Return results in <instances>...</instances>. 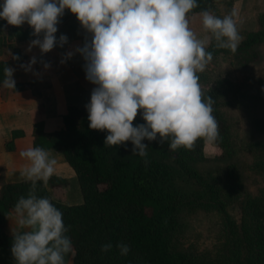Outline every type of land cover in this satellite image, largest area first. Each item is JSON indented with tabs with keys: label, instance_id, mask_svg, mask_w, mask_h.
<instances>
[{
	"label": "clouds",
	"instance_id": "1",
	"mask_svg": "<svg viewBox=\"0 0 264 264\" xmlns=\"http://www.w3.org/2000/svg\"><path fill=\"white\" fill-rule=\"evenodd\" d=\"M197 0H3L0 19L20 27L27 23L36 37L27 51L38 47L48 53L59 43L68 42L66 35L57 41V25L65 10H70L88 34L83 46L64 55L61 63L79 53L84 61L86 79L96 87L86 105L89 127L107 131L105 146L133 144L132 153L147 157L148 145L168 142L169 149L193 150L198 140L215 142L219 123L214 116V99L205 96L198 73L213 60L208 46L235 53L243 37L233 10L223 17L210 10L198 13L203 30L210 36L199 38L190 27L189 13L198 7ZM13 59L20 60L19 56ZM48 69L51 65L43 62ZM33 56L20 67L33 72ZM15 69L5 67L3 87L15 89ZM146 122L134 126L138 113ZM25 161L20 178L31 187L20 196L13 214L22 232H13L11 252L16 264H71L76 251L65 235L68 228L63 213L47 197L36 194L38 182L47 187L57 172L58 161L43 147L20 151ZM147 163V160L145 159ZM121 255L130 248L118 244ZM110 243L101 251L111 250Z\"/></svg>",
	"mask_w": 264,
	"mask_h": 264
},
{
	"label": "trees",
	"instance_id": "2",
	"mask_svg": "<svg viewBox=\"0 0 264 264\" xmlns=\"http://www.w3.org/2000/svg\"><path fill=\"white\" fill-rule=\"evenodd\" d=\"M217 0H197L198 7L189 14L210 10ZM0 4H3L0 0ZM1 10V9H0ZM70 10L60 18L57 27L71 15ZM7 30V34H4ZM33 29L29 26L16 27L8 25L0 19V37L4 44L8 40L23 41L35 39ZM264 38V28L251 31L239 44L235 53L230 50L217 49L211 44L207 49L214 55L246 53L247 62L255 59V45ZM12 52L9 61L0 60V90L3 88L4 68L22 69L21 64L30 62L27 55L13 43L8 44ZM19 56L20 60L13 59ZM23 84L16 83V88ZM214 116L219 123V138L215 141L220 148L222 157L229 154L226 135L228 123L216 103ZM65 128L47 132L45 121L40 119L34 123L31 131V147L45 149L57 148L66 161L77 173L83 202L69 204L52 197L48 186L42 182L37 184L36 194L49 198L63 213V222L68 231L65 233L71 241L76 256L69 254L65 259L72 258L75 264H195L184 253L173 252L164 233V226L171 229L177 227L175 212L177 202L173 188V171L163 158L171 156L188 174L199 177V174L189 166V159L198 157L204 150L205 141L196 142L193 150L180 148L176 151L169 149L168 142L160 143L145 139L148 145L147 157L133 154L131 141L123 145L105 146V131L92 130L89 127L87 109L71 108L65 118ZM146 123L139 116L133 122L134 126ZM26 135L24 130L13 131L12 138L6 142L7 150L16 148V140ZM147 160V163L145 162ZM258 165L264 172V156ZM240 170L235 163L227 167V175L231 179L239 177ZM52 186L67 185L63 177L50 178ZM210 189L217 191L215 185L206 183ZM31 185L23 180L5 183L0 188V247L14 240L13 234L6 230L8 215L20 196H27ZM213 196L211 195V199ZM214 199V198H213ZM218 199H215V201ZM222 207L224 204L221 202ZM253 224L243 225L242 233L238 224L228 216L230 237L247 249L250 264H264V206L255 200L247 203ZM21 230L20 232L24 231ZM110 243L111 250L101 251L104 244ZM126 244L130 251L121 255L118 244ZM235 243V244H236Z\"/></svg>",
	"mask_w": 264,
	"mask_h": 264
},
{
	"label": "rangeland",
	"instance_id": "3",
	"mask_svg": "<svg viewBox=\"0 0 264 264\" xmlns=\"http://www.w3.org/2000/svg\"><path fill=\"white\" fill-rule=\"evenodd\" d=\"M234 7L242 41L249 32L264 28V0H217L210 11L223 17ZM189 20L199 38L210 36L203 30L198 13L189 14ZM253 50L257 56L248 62L246 53L214 55L206 69L198 73L205 96L214 99L228 123V156L220 155L215 142H205L202 154L188 161L199 177L188 175L173 157L163 158L173 171L177 202V227L171 229L166 225L164 233L170 249L186 254L195 264H250L247 249L236 243L235 237L231 239L227 223L229 216L242 233L241 227H250L254 221L248 201L255 200L264 206V172L258 165L264 156V38ZM231 163L240 170L236 179L227 175ZM206 183L215 185L217 191ZM47 186L53 198L69 204L75 189L82 196L78 181L54 187L49 180ZM9 214L6 230L11 234L23 230L13 212ZM12 243L0 247V264H16ZM66 261L75 264L72 258Z\"/></svg>",
	"mask_w": 264,
	"mask_h": 264
},
{
	"label": "crops",
	"instance_id": "4",
	"mask_svg": "<svg viewBox=\"0 0 264 264\" xmlns=\"http://www.w3.org/2000/svg\"><path fill=\"white\" fill-rule=\"evenodd\" d=\"M22 26L29 27L27 23ZM57 28L55 34L57 41L61 35H66L68 42L63 47L58 43L52 51L45 54H42L38 47L33 48L31 52L27 51L32 39L8 40L7 44H4L0 37V60L9 61L12 58L8 44L13 43L27 55L29 60L33 56L37 58L33 70L39 73L35 75L24 69L16 70L13 79L16 83L23 84V87L17 90L3 87L0 90V186L22 180L19 173L25 161L19 153L31 147V131L34 123L43 119L47 132L65 128V118L70 113V109H85L90 103L92 90L96 87L86 79L85 61L79 53L67 59L65 63H61L67 52H74L76 47L83 46L86 37L90 38L79 20L71 14ZM4 34H7V30ZM41 61L49 63L51 67L45 69ZM138 116L142 119V111ZM15 130H24L26 135L16 140L14 150H7L6 142L12 138ZM46 150H49L58 161L54 176L67 179L68 185L76 183L77 173L66 161L64 154L57 148ZM69 200L72 204L81 203L83 194L81 196L75 189ZM10 218L9 214L7 220L9 221Z\"/></svg>",
	"mask_w": 264,
	"mask_h": 264
}]
</instances>
